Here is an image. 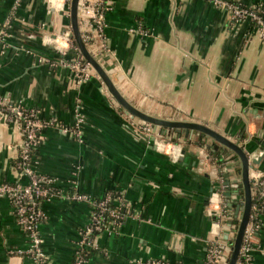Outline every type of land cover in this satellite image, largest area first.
Segmentation results:
<instances>
[{
    "label": "crops",
    "instance_id": "1",
    "mask_svg": "<svg viewBox=\"0 0 264 264\" xmlns=\"http://www.w3.org/2000/svg\"><path fill=\"white\" fill-rule=\"evenodd\" d=\"M110 3L105 46L96 38L89 49L120 92L151 115L208 125L251 158L261 156L250 174L264 171V41L255 24H234L226 8L207 0ZM49 8V0H0V98L71 129L83 118L79 135L44 128L33 160L60 192L42 202L48 264H73L91 221L92 203L70 196L97 200L111 191L122 193L127 214L116 229L95 236L85 264H215L213 249L229 245L224 232L222 241L214 232L220 214L236 219L224 195L237 189L225 185L240 178L236 155L196 132H154L126 113L95 70L81 80L46 41L72 30L70 12ZM68 49L70 61L77 53ZM22 142L21 127L0 115V183L28 182L16 167ZM258 213L250 264H264V209ZM28 247L10 199L0 193V264H33Z\"/></svg>",
    "mask_w": 264,
    "mask_h": 264
},
{
    "label": "built area",
    "instance_id": "2",
    "mask_svg": "<svg viewBox=\"0 0 264 264\" xmlns=\"http://www.w3.org/2000/svg\"><path fill=\"white\" fill-rule=\"evenodd\" d=\"M215 7H224L229 11L230 19L234 24H238L244 20L252 21L259 30L264 41V5H243L238 0H207ZM70 0L62 3H54L49 0L51 8L55 10H64V7ZM61 8V9H60ZM111 8L110 0H81L79 9V22L83 38L88 47L92 46L96 38L103 40L105 46V28H106V12ZM69 12V11H68ZM1 33V31H0ZM47 44L54 46L60 52L61 61L69 64L79 75L81 80H85L92 74L90 64L81 62L77 54L70 61L64 59L69 51V44L74 52L77 53L78 47L74 45V38L71 31H65L61 34L50 35L47 37ZM68 45V46H67ZM79 52V50H78ZM80 54V53H79ZM0 115L8 122L18 124L23 133V142L19 149V156L16 167L21 170L27 177V183H0V193L8 197L12 203L13 211L17 222L26 233L29 240V247L26 251L33 259V264H48V256L46 255L43 244L44 239L41 234L40 225L44 219L42 202L52 197L60 195L53 185V180L47 176L38 174L33 168V160L41 143V132L44 128L51 126H59L66 134L79 135L83 118L78 115L75 129H71L62 125H58L55 119L44 120L37 111L27 110L21 104L11 102L5 98H0ZM250 178L253 183V196L264 198V171L252 172ZM75 201H90L93 205V213L90 223L84 228L81 238L80 249L73 264H85L87 255L94 249L95 236L106 230H114L120 224L119 221L124 215L119 211L121 208L119 200L114 202L115 208H110L111 195L100 200H93L89 195L84 193H74L71 196ZM264 209V204H258L254 201L250 223L247 226L240 259L237 264H250L251 240L254 231L258 229L259 224L257 217L259 211ZM107 215L114 218L111 223L106 222ZM125 214V213H124ZM220 226L214 229L218 235V240L222 241V232L234 237L238 225H233L229 220L232 217L226 211L221 214ZM229 220V223L226 221ZM231 244L224 248L215 247L213 255L215 264H227V258L231 253ZM145 264H168L162 260H147Z\"/></svg>",
    "mask_w": 264,
    "mask_h": 264
},
{
    "label": "water",
    "instance_id": "3",
    "mask_svg": "<svg viewBox=\"0 0 264 264\" xmlns=\"http://www.w3.org/2000/svg\"><path fill=\"white\" fill-rule=\"evenodd\" d=\"M81 0H70L64 7L65 11L70 12L71 18V36L77 43V47L80 55L86 60L88 64L94 69L99 77L102 79L109 93L113 96L116 102L124 108L127 114L133 118H138L145 123H149L153 126L154 132L159 129L164 130V132H176L179 135L185 134L186 137H191L194 132L197 135L208 139L211 138L214 141L212 145L214 148H219L218 144L223 145L225 148L222 149L223 153L229 154L232 151L236 155V164L241 165L239 171L240 178H235L231 182H226L225 185L230 186L231 183L236 184V188L233 187V190L230 189L224 192L225 197L227 198V204L229 206L235 207V223L237 226V231L234 237H230L228 234H225V239L232 241L231 253L227 258V264H237L244 242L245 232L247 226L250 223L254 196H253V183L250 178V170L255 169L254 165H257L261 161V156L251 158L246 152L244 145L239 144L237 141H233L228 138L226 135L218 132L217 130L209 127L208 125L191 120H174L166 119L158 116L151 115L143 110L139 109L137 106L132 104L117 88L112 78L101 65L95 55L91 52L87 46L80 27L79 22V9H80ZM53 13L55 12L54 8H49ZM60 11V14L64 13ZM218 143V144H217ZM229 174H226L228 177ZM241 196L242 200L231 201L232 197ZM241 212V213H240ZM231 223V222H230Z\"/></svg>",
    "mask_w": 264,
    "mask_h": 264
},
{
    "label": "trees",
    "instance_id": "4",
    "mask_svg": "<svg viewBox=\"0 0 264 264\" xmlns=\"http://www.w3.org/2000/svg\"><path fill=\"white\" fill-rule=\"evenodd\" d=\"M74 45L77 47V43H76V41L74 40ZM74 57V56H73ZM76 57H78V59H80L81 60V62H83V63H86V60L79 54V52H78V50H77V56ZM36 153V150L33 152V155ZM108 194H111V201H110V204H109V207L110 208H115L116 206H115V204H114V202H115V200H117V199H120V198H122V193H120V192H117V191H111V192H109ZM97 200H100V199H97ZM254 201H256V202H258V204H264V198H259V200H258V197H256L255 199H254ZM128 210V208H127V206H123V207H121L120 209H119V211L123 214V215H125V214H127V211ZM228 212V211H227ZM125 213V214H124ZM231 213V212H230ZM108 213L106 212V222L109 224V223H111L113 220H114V218H112L111 216H109V215H107ZM230 215V214H229ZM124 218H125V216H123L119 221H123L124 220ZM232 222V224L233 225H237L236 223H235V221L234 220H232L231 221ZM226 223H229V220H227L226 221ZM227 242L229 243V244H231V240H227ZM90 255V253L87 255V259L90 257L89 256Z\"/></svg>",
    "mask_w": 264,
    "mask_h": 264
},
{
    "label": "rangeland",
    "instance_id": "5",
    "mask_svg": "<svg viewBox=\"0 0 264 264\" xmlns=\"http://www.w3.org/2000/svg\"><path fill=\"white\" fill-rule=\"evenodd\" d=\"M149 124V123H148Z\"/></svg>",
    "mask_w": 264,
    "mask_h": 264
}]
</instances>
